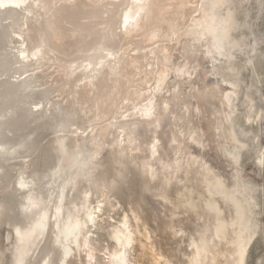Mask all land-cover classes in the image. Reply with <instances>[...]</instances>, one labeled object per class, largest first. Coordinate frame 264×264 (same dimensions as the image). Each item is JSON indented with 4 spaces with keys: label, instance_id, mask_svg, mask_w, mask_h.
I'll use <instances>...</instances> for the list:
<instances>
[{
    "label": "bare ground",
    "instance_id": "obj_1",
    "mask_svg": "<svg viewBox=\"0 0 264 264\" xmlns=\"http://www.w3.org/2000/svg\"><path fill=\"white\" fill-rule=\"evenodd\" d=\"M78 1L0 0V224L5 223L14 229V240L9 247L6 246L8 248L6 252L9 254L7 264H18L17 247L20 245L18 230L22 234L29 232L43 218L45 224L43 234L36 229L33 238L24 245L27 251L25 263L34 259L28 258L42 243L43 246L38 249L37 256H34L35 264H43L47 254L53 249L58 234L57 228H62L69 216L80 208L86 191L92 192L90 205L95 203L99 196L102 197L101 200L113 197L105 191L104 179L109 174L114 156L119 154L121 139L117 138V142L104 153L102 147L103 143L107 144V140L105 141L107 137L103 134L111 128L107 127L111 123L105 124L104 127L94 125L92 128V123H95L93 118L106 116L110 101L123 94L121 91L126 86L123 84L129 82L134 76L133 71L141 67L142 59L146 60L147 66L154 64L148 53H153L156 59L159 53H164L162 50L168 48L160 45L158 48L152 47L147 53L140 54L141 56L137 55L138 51L133 55L129 53V48L134 38L141 37L142 41L147 43L160 37V32L163 31L169 41L172 34L169 29L173 27L174 21H171L172 26L169 24L170 21L168 22L171 26L168 32L165 26L157 28L155 12L161 13L159 11L164 7L158 3L154 8L157 0H104L105 3H101V0ZM186 2L180 5L181 8H184ZM195 5L192 13L196 14H192L194 17L190 20L191 23L187 25V21L184 20L186 24L182 31L184 36L196 34L197 39H201L208 35L204 44L205 51L217 59L221 56L216 53V44L223 37L225 27L223 21L231 16L232 24L227 26V36L223 38L224 55L231 54L232 49L241 46L246 35L242 32L234 34L238 21L230 6V0H197ZM183 12L181 16L185 18L187 11ZM187 16H190V13ZM122 41L124 42L120 45ZM138 48L139 46H135V50H139ZM56 51L64 55L59 56ZM74 53H77L76 57L66 58ZM234 59L229 58L225 64L216 67L218 78L209 90L204 88L206 92L203 95L205 104L212 109L211 113L213 111L211 115H215L213 129L216 135L230 144V154L235 156L239 145L236 144L237 139L230 117L236 105L233 103L234 99L241 90L242 80L239 78V72L243 64L235 63ZM62 60H65V63H62ZM249 60L250 55L244 59L245 66L249 64ZM150 72L146 71L147 74ZM165 73L163 69L158 70L156 82H159ZM222 83L228 85L227 88L225 86L226 89L222 88ZM68 84L70 85L68 90H64V86ZM57 85L64 88L59 89ZM252 87L247 86L245 91V98L249 102L248 118L253 107V93L248 94ZM140 92H137L138 94L135 92L134 96L131 93L133 99L139 96ZM226 93L231 94V108L229 101L225 99ZM149 99L146 98V101ZM120 100L122 102V99ZM137 115L139 116L138 113ZM254 116L259 117L260 110H257ZM138 157L140 160L141 156ZM199 168L202 170L196 173V182L201 188L197 193L207 196L215 188L222 186L220 181H213L208 169L202 166ZM97 183L99 196L96 195ZM71 190L74 192L70 195ZM94 195L97 196L96 200H93ZM107 202L109 208L107 209L114 210L117 202L108 200ZM214 206L203 208V220L208 225L210 233L207 238L201 240V236L199 241L192 243L194 246L193 254L190 256L192 264H234L235 242L241 238L242 233L244 239L249 238L247 233L249 222L242 206L231 203V210L226 211L227 213H223L216 204ZM124 207L133 215L138 212L134 213L126 204ZM183 211L191 210L189 207L182 211L172 209L171 215ZM123 215L120 220L123 219ZM178 222L182 224L181 220ZM140 226L129 221V228L135 235L132 236L130 246L134 253L133 263L144 264L146 261L147 264H172L170 254L167 252L151 255L152 252L145 247L148 245L144 246L139 239L142 233L141 231L139 233V228L142 229ZM174 226L175 224L170 222L165 227L168 230ZM114 244L117 251L116 247L119 245H116V242ZM4 257V252L0 251V263ZM162 257L163 260L160 261Z\"/></svg>",
    "mask_w": 264,
    "mask_h": 264
},
{
    "label": "rangeland",
    "instance_id": "obj_2",
    "mask_svg": "<svg viewBox=\"0 0 264 264\" xmlns=\"http://www.w3.org/2000/svg\"><path fill=\"white\" fill-rule=\"evenodd\" d=\"M158 1L159 0H157V3L154 4V8H156L158 3L162 4L164 7H162V11H159L161 13L155 12L157 13V19L155 17L157 28H162L165 26V30L168 32V28H171V23H173L171 21H174L173 27L169 29V31H171L170 33H172L171 36H169L171 39L168 37V41L167 37L164 36L163 31L160 32V37L155 38L153 41H147V43H144L141 37H137L134 38V41L138 39L136 41L137 44L135 43V46H139V50H135L133 41V44L129 48V53L135 55L138 51L137 55H142L147 53L150 49H152V47L158 48L160 45L166 46L168 48L162 50L164 53H159L160 56L158 54L156 59L159 61L154 58L153 53H148V56L152 58L151 62L154 63L152 66H147L146 60H140L142 68L140 67V70L136 69L137 73L134 70V76L132 74L131 76L133 77H131L130 81H126L123 84V86H127L123 88L124 90L122 89L123 92L121 91V93L123 94L119 92L121 95H117L110 101L111 108L108 106L109 109L107 110L109 114L106 112V116L104 118L103 116L94 117L93 119L95 123L93 122L91 127L94 125H103L102 127H104L107 123V125L110 123L112 124L107 126L108 128H111L106 131V134H103L104 137H107L105 139V141L107 140V144L103 143L102 147V149H104V153L108 148L110 149L115 144V142H117L116 140L121 139L124 136H126L124 138L127 139L128 135L135 134L136 144L135 148H133L130 154L141 156V159L139 160V171L141 177H146L147 180V186L146 188L142 189V195L145 199V202L151 205L153 210L151 213H144L143 210H140L138 211L139 213L137 212L135 215L127 210V214L129 215L133 224L139 226L141 225L140 227H142V229L139 228V233L140 231L142 233H140L139 239H141L140 241H142L144 246L146 244L148 245L145 247H148V251L152 252L151 255L157 254L159 252H167L170 254L169 257L171 258L172 264L174 255L175 258H178L179 262H182V264H185V261L187 264H192V262L190 263V256L193 254L192 249L194 247L192 243L199 241L201 236L203 237H201V240L207 238L208 234L210 233L208 232L210 231L207 227L208 225L203 220V208L213 207L214 204H216L221 208L223 213H227L229 210H231L230 204L236 203L242 206L246 212L247 222H249L247 224L249 225L247 233L249 237H253L248 260L250 264H255V261H258L261 256H264V165H261L258 162L260 160V153L264 152V143H260L258 138V134L261 131L262 122L257 120L254 116L257 110H260V116L262 111H264V101L261 99V97L264 96V82H262L264 81V0H230V6L235 13L236 21H238V25L236 24L234 34L238 35L242 32L244 35H246V37L243 38L240 47L231 50V54L221 55L217 59L212 58L211 53H207L205 51L204 44H206L205 42L208 39V35L201 39H197L198 35L196 34H191L188 36H184L182 34L183 29L186 28V24L189 25L191 23L190 20L194 17L193 15L196 14L192 13V8L196 6L195 4L197 3V0H188L187 2L185 0ZM103 2L104 0H101V3ZM185 2V9L183 7L182 9L181 6ZM187 6L188 8H186ZM184 10H186L187 13L186 17L182 18ZM162 12L167 15L165 16V14ZM188 12L190 13V16L192 14L193 15L191 17L187 16V14L189 15ZM246 14L248 15L246 16ZM178 15L180 18H178ZM187 17L190 18L186 19ZM163 20L167 22H162ZM184 20L187 21L186 24ZM169 21L171 26L168 24ZM182 22H184V24ZM93 24L94 23H92V25ZM70 27H72V25H70ZM123 42L124 41L119 44L122 45ZM56 54L59 56L64 55L59 51H56ZM76 55L77 53H74L68 55L66 58L69 57L68 59H70L74 56L76 57ZM248 55L251 56L252 63L246 64L245 66L244 59ZM229 58H235V63H239L240 65L243 64L239 72V78L242 80L241 90L237 93V98L234 99L233 103L236 105L234 106V112L230 117L233 131L237 139L236 144L239 146L244 144L243 148L238 146V152H236L235 156L230 154V144H228L227 141L225 142L222 137L218 138L216 135L214 130L215 115H211L213 114V111L211 113L212 109L210 107H207V110L209 111L210 109V111H206L205 113V96L203 95L204 92H206L205 89L209 90L218 78L216 75V67L225 64ZM61 62L65 63V60H62ZM162 69L165 70V75L167 78L164 80L161 90L157 92L155 87H157L158 81L156 82L155 79H157L158 70L160 71ZM179 69H185L186 73H189L190 76L188 74L178 75ZM149 70L151 72L148 73V75L146 71ZM144 71L145 73H143ZM140 74L143 76L141 77ZM145 74H147V76ZM222 84L223 85L220 84L222 88L226 89L228 85L224 83ZM202 85L203 87H200ZM250 85L253 87L252 90L248 92V94L253 93V107L250 109V118H248L249 106L247 105L249 102L245 98V91L247 86ZM69 86L70 85L68 84L67 86H64V88L63 86L57 85L59 89L64 88V90H68ZM135 92L136 94H138L137 92H140L141 94L139 93V96H136L135 99H133V96L136 95ZM117 98L118 100H116ZM146 98H150L149 100L154 99L158 105L155 117L150 122H147V120H142L139 114V110H141L148 102V100L146 101ZM120 99H122V102ZM182 99H189L192 101V122L194 120L193 131L198 132L201 138L200 140H197L196 143H192L191 136H183L179 133L180 131L177 130L178 126L181 124V117L176 116V107L177 103H179V101ZM166 102L170 104L169 111L167 113H165L163 109V105ZM130 104L133 105L131 106ZM93 105L94 104H92V106ZM197 108L201 109L199 113L196 111ZM173 116H176L175 120H173ZM184 119L187 120V114H184ZM192 122L189 121V123ZM158 123L159 127H157ZM129 127L131 131L129 130ZM186 129L187 128L184 130ZM113 138L114 140H112ZM156 139L160 140V145L156 156L153 157L151 145L153 140ZM173 139H175V143H173ZM209 140L213 142V148L219 156V161L218 166H209L208 173L214 182L218 180L222 183V186L215 188L213 191H211L212 193L210 192L209 195L204 196L201 193H197V190L200 189L201 186L197 185L196 173L199 170H202V168H199V166L204 167V164L206 163V161H204L200 156L201 152L205 151L206 149L200 148L199 144L202 142L203 144L207 145ZM119 145L121 146V140ZM136 148H139V151H136ZM230 155L232 157H230ZM187 162L190 163L188 164ZM132 167L135 168V165L133 164ZM148 169H151V173H148ZM72 190L69 193L70 195L74 192ZM96 197L97 196L94 195L93 200H96ZM98 199L101 200L102 197L99 196ZM107 200L112 202L115 201L114 197H108ZM182 206L184 207L182 208ZM185 206L189 207L191 211L177 212L171 215L172 209L182 211V209L186 208ZM106 207L108 208V204ZM108 209V212L105 213V216H108L110 213H112L114 216V211L117 210L116 206L114 207V210ZM123 214V212L120 213V218H122ZM157 217L159 223H157ZM180 220L182 224L178 222ZM110 221L111 219H109V224H111ZM118 221L119 220L116 221L117 224ZM170 222L174 223V227L177 229V232H173L171 229H168L166 232L168 240L172 241L175 245L174 250L169 249L167 246L162 248L160 245V237L165 234V226ZM11 228L10 225L7 226L5 223L2 225L0 224V251L4 252L5 256L4 260L2 259V263L0 264H7L9 261V254H7L8 248L6 246L9 247L14 240V229ZM177 233H183V235H178ZM82 242L83 240H81V247L83 248ZM114 242L115 241H113L114 246L109 250V256L113 255L111 251H113L114 254H117L116 249H114ZM41 245L42 243L40 244L39 248ZM118 247H116L117 250L126 252L128 264H134L132 258L134 256L133 250H131L130 247L127 249L120 247V249H118ZM38 249L30 254L28 258H34L35 260H28L29 262L27 261L24 264H35L36 256L39 251ZM103 252V249L100 251L93 250V261H95L96 257H99L103 264H109V262L105 260ZM161 259L163 260V257L160 258V261ZM84 264H89L87 252L84 253ZM112 264H115V262H112Z\"/></svg>",
    "mask_w": 264,
    "mask_h": 264
},
{
    "label": "snow or ice",
    "instance_id": "obj_3",
    "mask_svg": "<svg viewBox=\"0 0 264 264\" xmlns=\"http://www.w3.org/2000/svg\"><path fill=\"white\" fill-rule=\"evenodd\" d=\"M225 27L223 29V37L219 39L216 44V53L219 55H224L223 49V38L227 36L228 25L232 24L231 16L225 18L223 21ZM249 64L252 60L248 61ZM185 69H179L178 75H185ZM166 75L157 83L156 91L161 90ZM264 82V81H262ZM234 87V85H233ZM175 91V90H174ZM231 94H225V99L229 101V108H231L230 102ZM264 101V96L261 97ZM157 103L154 99L149 100L148 103L139 110L140 118L142 120L151 121L155 117ZM170 104L165 103L163 109L165 113L169 111ZM208 105L205 104L204 111L206 113ZM192 101L189 99H182L177 103L176 116L181 117V124L178 126V131L183 136H191L192 143H196L200 140L198 132L193 131L192 121ZM196 111L199 113L200 108ZM184 114H187V120L184 119ZM173 116V120L176 119ZM257 120L262 122L261 131L258 134L260 143H264V111H262L261 116L256 117ZM185 126L187 130L185 131ZM159 127V123L157 124ZM173 139V143H175ZM136 138L135 134L128 135L127 139L121 138V147L119 154L114 156L111 168L107 178L104 179V188L107 193L115 197L117 202L114 211V216L110 213L105 216L107 212L106 205L108 202L106 200L97 199L95 203L89 204L92 192L86 191L83 196L80 208L76 210L73 215H70L68 220L64 223L62 228H58V234L55 238L53 249L50 251L43 264H84V253H88L89 264H103L99 257H96L93 261V250L100 251L104 250L103 254L105 260L112 264H128L125 251L117 250V254L109 256V250L112 248V241H115L120 248L127 249L132 244V232L129 228L130 217L127 214V209L124 207L126 204L131 207L134 212L143 210L144 213H151V205L145 202L142 195V188H146L147 180L146 177H141L140 175V163L139 157L135 155H130V152L135 148ZM160 140H153L151 145L152 155L156 156L159 149ZM131 146V147H129ZM199 147L206 149L201 152L200 156L206 163L204 164L205 169L209 166H218L219 156L213 148V142L209 140L207 145L202 142ZM243 148V145L239 146ZM139 151V149H136ZM261 165H264V152L260 153V160L258 161ZM147 163V162H145ZM135 165V168L132 165ZM148 173H151V169H148ZM111 181V183H109ZM24 185H21L23 187ZM96 195L99 196V184L97 183ZM123 212V219L120 220V213ZM109 219H111V224H109ZM157 223H159L158 217ZM120 220L117 224L116 221ZM139 222V221H138ZM45 228L44 220L41 218V222L36 225L31 231L21 233L17 231V237L20 245L17 247L18 264H24V257L27 254L26 245L35 235L36 229H39L40 233L43 234ZM173 232H177L175 227L171 229ZM167 229H165V234L160 237L161 247L167 246L169 249H174L175 245L172 241L168 240L166 235ZM178 235H183V233H177ZM83 239V248L81 247V240ZM253 237L248 239L243 238V233L241 238L235 242V252H234V264H250L248 257L251 250V242ZM79 257V259H78ZM144 264H147L145 261ZM173 264H182L178 261V258L173 259ZM255 264H264V256H261Z\"/></svg>",
    "mask_w": 264,
    "mask_h": 264
},
{
    "label": "clouds",
    "instance_id": "obj_4",
    "mask_svg": "<svg viewBox=\"0 0 264 264\" xmlns=\"http://www.w3.org/2000/svg\"><path fill=\"white\" fill-rule=\"evenodd\" d=\"M55 219V218H54ZM57 231H58V228H57Z\"/></svg>",
    "mask_w": 264,
    "mask_h": 264
}]
</instances>
